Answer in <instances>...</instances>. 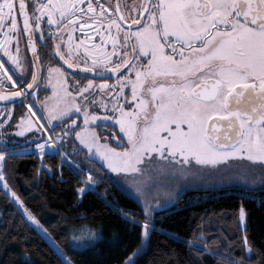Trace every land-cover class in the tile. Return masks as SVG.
Segmentation results:
<instances>
[{"label": "snow or ice", "instance_id": "1", "mask_svg": "<svg viewBox=\"0 0 264 264\" xmlns=\"http://www.w3.org/2000/svg\"><path fill=\"white\" fill-rule=\"evenodd\" d=\"M77 26L81 36L74 42ZM36 39L45 45L43 56ZM0 40V90L18 84V90L0 91V139L4 128L11 129L42 157L49 142L65 134L79 138L93 158L98 155L107 169L119 174L117 187L125 196L134 198V189L137 202L143 198L146 219L127 217L141 229V241L150 239L156 228L147 199L152 162H159L160 174L173 178L211 167L236 171L252 182L257 175L264 178V0H0ZM49 56L71 69L118 75L111 84L89 79L80 87L77 81V91L70 93L62 67L49 61L46 71L52 79L37 71ZM42 82L51 85V95L43 98ZM93 88L98 91L91 92ZM100 108L111 115L101 117ZM65 119L69 123L56 133L60 125L54 121ZM97 120L116 121L126 140L118 139L119 147L101 142L90 127ZM9 142L0 145L5 149L0 151L5 190L10 185L4 162L17 154L9 150ZM10 195L27 220L42 229L17 193ZM107 204L125 218L118 203ZM56 250L60 264H74L67 254L76 250L71 242L67 250L58 245ZM122 264L135 261L128 258Z\"/></svg>", "mask_w": 264, "mask_h": 264}, {"label": "trees", "instance_id": "2", "mask_svg": "<svg viewBox=\"0 0 264 264\" xmlns=\"http://www.w3.org/2000/svg\"><path fill=\"white\" fill-rule=\"evenodd\" d=\"M16 153L4 162L7 182L43 231L0 184V264H60L53 242L67 250L68 227L84 223L98 227L102 237L69 251L75 264H118L135 251V264H264V185L194 188L162 208L150 205L156 228L150 239L141 241V229L127 217L144 221L142 203L125 196L105 173L93 190L79 194L77 189L88 188L85 171L70 165L61 152L42 157L36 151ZM107 201L118 203L125 218ZM241 209L246 212L244 226Z\"/></svg>", "mask_w": 264, "mask_h": 264}, {"label": "rangeland", "instance_id": "3", "mask_svg": "<svg viewBox=\"0 0 264 264\" xmlns=\"http://www.w3.org/2000/svg\"><path fill=\"white\" fill-rule=\"evenodd\" d=\"M58 121L59 120L54 121V123H57ZM77 140L79 141V138H77ZM40 142L41 141H38L37 143H40ZM78 143L83 149H85V146H83L80 143V141ZM0 145H3L1 140H0ZM31 147H34V145ZM69 149L72 150L73 148L69 147ZM55 150L60 151L63 158L70 165L73 164L77 168L81 167L84 169L85 177H83V179L86 181L88 186L89 184H91V185H94L95 187L99 181L103 180V177L105 175H106L105 176L106 179L109 178L110 180L112 179L114 182L117 181V177L119 174L112 172L110 169H107L106 163L103 162L102 159L98 155L93 158L92 153L90 152H70L68 149L67 150L65 149L63 143L61 142V139L57 140L55 143L49 142L45 148L44 154L53 153L55 152ZM35 151L39 153L38 149H35ZM93 162L100 165V167L103 169L102 170L103 172L100 170L101 169L100 167L93 168V165L95 164ZM160 167L161 165L159 164V162L154 161L152 162L150 169H149V172L151 175V181H150V189L147 193V199H148L149 205L155 206V208L158 205H165L167 203L169 204V203L174 202L175 199H177V197L182 192L189 189L187 188V184L189 183H191V185L193 186L202 187V188H204V186L205 187H217V186L219 187L220 186H226V187L227 186L228 187L238 186L239 187L240 186L243 188L255 189V188H258L264 185V178H261L259 175H257L255 177L254 182H252L251 180L242 178L236 171H228L224 168H219L218 170H217V167L202 168L200 170L192 169L190 173L187 175H183V176L178 175L173 178L168 175L160 174V171H159ZM89 172L92 173V181H88ZM130 180L131 178H129V186L131 187ZM6 191L23 213V210L19 206V203L15 200V198H13L10 195V192L13 190L10 188L9 190H6ZM132 195L133 197L134 196L138 197L139 194L135 193L133 189ZM139 200L143 204V198H139ZM241 210H243L244 212V217L241 218V224L244 226L245 221H246V212L244 209H241ZM0 217H1V209H0ZM31 223L35 225L33 222ZM35 227H37L40 231H43V228L41 229L40 227L36 225ZM82 229L90 230L91 233H95V236L82 233L81 231ZM68 231H69V243L70 242L72 243L74 249H83L87 246L94 244L98 239L102 237L101 232L98 227L92 226L86 223L81 224V225H71L68 227ZM48 237L51 239L50 236ZM53 245L56 247L58 244L53 242ZM137 255H138V252L135 251L128 258H132L135 261L137 258ZM118 264H122V263H118Z\"/></svg>", "mask_w": 264, "mask_h": 264}, {"label": "flooded vegetation", "instance_id": "4", "mask_svg": "<svg viewBox=\"0 0 264 264\" xmlns=\"http://www.w3.org/2000/svg\"><path fill=\"white\" fill-rule=\"evenodd\" d=\"M123 2V0H122ZM44 29H45V39H47V34L49 32L48 29V24L47 21L45 20L44 24ZM63 25L61 26V28L63 29ZM54 28L55 26H53V34H54ZM88 29H85V32H87ZM74 35V42L76 40H78L81 36L80 33V29L77 26L76 27V31L73 34ZM65 39H67V37L65 36ZM92 39H95V37H92ZM3 41L0 40V43H2ZM37 44L38 49H40V55L43 56L44 52L43 49L45 48V45L38 39H36L34 41ZM20 57L23 60L26 53H25V41H24V37L20 38ZM28 56H31V52L30 50L27 52ZM49 61L52 62L53 65H58L60 67H62L65 70V73L68 77V81L67 84L65 85V87L67 88L68 92L72 93L77 91V81L80 82V87H83L87 80L91 79L94 81V83L98 84L100 82L101 79H106L109 81V83H113L115 81V77L118 74H112V75H108L106 71L101 70V69H97V72H86L83 69H71L68 67V65L64 64L62 61H59L58 59H56L55 57H45V59H43L42 61L39 62V64L37 65V71L38 72H43V75L48 78V79H52V77H49L46 71V68L48 66ZM43 66V67H41ZM5 67H7V65H5ZM109 66V70H110ZM13 71L12 68L8 69V74H11ZM123 71V70H122ZM100 73V74H97ZM53 83H55V80H53ZM44 88H48L49 91L48 92H44L43 89ZM5 90H18V84L17 86H14V89H3L0 91H5ZM98 90L93 88L91 90V92H97ZM130 90L126 89L125 90V94H128ZM91 92L89 93V95H91ZM39 95L41 96V98H43V96L45 95H51V85L47 84V83H41L40 85V89H39ZM79 104L84 103L83 100H77L76 101ZM14 105H10V107H13ZM108 108H111V103L108 102ZM92 109H90L91 111ZM98 113L101 117H103L104 115H111L110 111L109 112H105L104 108H100L98 109ZM72 119H76L78 124L82 123V120L77 117V116H72ZM69 123V121L67 119L63 120V121H58L56 124L60 125L58 127H56L55 132L56 133H61L62 131V127L64 125H67ZM90 127H93L97 136L100 138L101 142H108L110 143L113 147H119L120 143L117 142V140L119 139L120 142H123L126 140V136L119 130V126L116 123V121L114 120H109L106 123L102 122L101 120H97V121H93L92 124L90 125ZM79 129H77L78 131ZM3 133L5 134L3 139H0L2 141V143L5 142H9V150H14L16 152H31V151H35L34 147H31L29 149V145L22 143V141L24 140V137L22 136H18L15 134V132L11 129L8 128H4L3 129ZM9 133H11V136L9 137ZM38 142V141H36ZM61 142L63 143L65 149L69 150L70 152H88L85 149H83L80 145H79V141L77 140V138L65 134L61 137ZM124 146H128L127 144H125ZM69 147H72L73 149H69ZM3 148L2 146H0V149ZM109 179V178H108ZM112 180V179H111ZM191 182V181H189ZM205 187V186H204ZM187 190L190 189H194V188H202V187H197V186H193L191 185V183L187 184Z\"/></svg>", "mask_w": 264, "mask_h": 264}, {"label": "water", "instance_id": "5", "mask_svg": "<svg viewBox=\"0 0 264 264\" xmlns=\"http://www.w3.org/2000/svg\"><path fill=\"white\" fill-rule=\"evenodd\" d=\"M95 161V160H94Z\"/></svg>", "mask_w": 264, "mask_h": 264}]
</instances>
